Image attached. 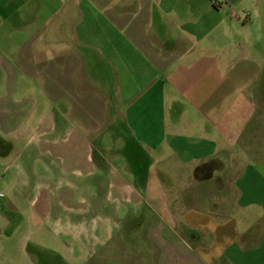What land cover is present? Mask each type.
I'll use <instances>...</instances> for the list:
<instances>
[{
  "label": "crops",
  "instance_id": "obj_1",
  "mask_svg": "<svg viewBox=\"0 0 264 264\" xmlns=\"http://www.w3.org/2000/svg\"><path fill=\"white\" fill-rule=\"evenodd\" d=\"M0 264H264V0H0Z\"/></svg>",
  "mask_w": 264,
  "mask_h": 264
}]
</instances>
